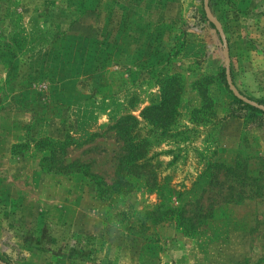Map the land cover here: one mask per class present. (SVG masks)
<instances>
[{
    "label": "rangeland",
    "instance_id": "374dc122",
    "mask_svg": "<svg viewBox=\"0 0 264 264\" xmlns=\"http://www.w3.org/2000/svg\"><path fill=\"white\" fill-rule=\"evenodd\" d=\"M210 10L233 85L264 102V0ZM203 18V0H0L2 262L264 264V127L228 117L223 43ZM166 85L178 105L151 152L181 226L143 185L103 199L81 175L42 171V155L23 146L68 134L79 145L67 161L110 184L121 143L107 126L131 115L148 134L141 113Z\"/></svg>",
    "mask_w": 264,
    "mask_h": 264
},
{
    "label": "trees",
    "instance_id": "16d2710c",
    "mask_svg": "<svg viewBox=\"0 0 264 264\" xmlns=\"http://www.w3.org/2000/svg\"><path fill=\"white\" fill-rule=\"evenodd\" d=\"M209 6L210 9L213 7V0H209ZM203 21L214 28L206 18H203ZM230 74L234 83L232 69ZM219 80L232 97L233 107L228 112V117L244 120L257 128L264 127V111L244 103L229 91L224 70L219 73ZM165 87L161 91L160 102L149 106L141 113V118L151 127L148 134L140 135L138 128L140 122L131 115L121 116L107 126L108 130L113 131L115 139L121 143L120 153L116 158L114 178L110 184H107L101 176L92 174L89 170L90 165L80 160L67 161L68 151L79 145L68 134L62 140L48 137L30 138L23 146L33 147L37 153L42 155L40 160L42 171L60 176L81 175L94 186L98 197L103 199L130 193L139 184L143 185L148 191L155 193L159 207L167 208L165 217L181 226L186 221L182 213L183 206L178 207V203L177 207H172L174 203L179 202V197H175V191L167 186L166 177L162 180L158 178L155 169L157 165H153V160L158 154L151 152L152 148L168 141V121L175 115V108L178 105L179 94L176 92L168 94V85ZM255 102L264 104V102ZM97 136L101 134H95L92 138ZM21 146V144L13 145L12 154L20 153L18 149ZM238 164L236 162L232 167L223 166V168L227 171L231 169L235 171L233 168ZM211 178L214 177L211 176ZM209 187H212L211 182H209Z\"/></svg>",
    "mask_w": 264,
    "mask_h": 264
},
{
    "label": "water",
    "instance_id": "95a60500",
    "mask_svg": "<svg viewBox=\"0 0 264 264\" xmlns=\"http://www.w3.org/2000/svg\"><path fill=\"white\" fill-rule=\"evenodd\" d=\"M203 8H204V13H205V16H206L207 20L216 27L218 33L220 34V38L222 40V43H223V47H224V63H225V77H226L225 79H226V83H227V86H228L229 90L232 92V94L237 99L243 101L244 103H246V104H248L250 106L256 107V108L264 111V105L257 104L256 102L246 98L245 96L240 94V92L233 85V82H232V79H231V75H230L229 49H228V44L226 42L225 35L223 33L222 27H221L220 23L212 15L211 10L209 8V1L208 0H203ZM0 264H6V263H4V262H2L0 260Z\"/></svg>",
    "mask_w": 264,
    "mask_h": 264
}]
</instances>
